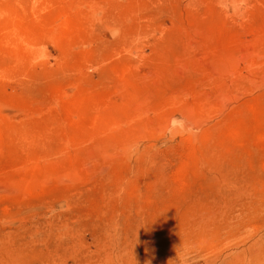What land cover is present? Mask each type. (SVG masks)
I'll return each mask as SVG.
<instances>
[{
  "label": "rangeland",
  "instance_id": "obj_1",
  "mask_svg": "<svg viewBox=\"0 0 264 264\" xmlns=\"http://www.w3.org/2000/svg\"><path fill=\"white\" fill-rule=\"evenodd\" d=\"M0 6V264H264V0Z\"/></svg>",
  "mask_w": 264,
  "mask_h": 264
},
{
  "label": "bare ground",
  "instance_id": "obj_2",
  "mask_svg": "<svg viewBox=\"0 0 264 264\" xmlns=\"http://www.w3.org/2000/svg\"><path fill=\"white\" fill-rule=\"evenodd\" d=\"M15 24H16V18L14 17L13 13L1 7L0 8V44H1L0 46L2 47L11 46L17 49L23 48L26 38L22 36L21 31L19 33V31L16 30ZM6 47H4V49Z\"/></svg>",
  "mask_w": 264,
  "mask_h": 264
}]
</instances>
